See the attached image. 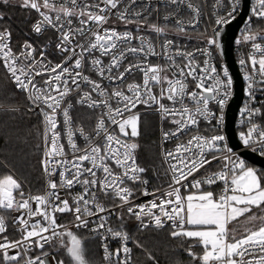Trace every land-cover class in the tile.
I'll list each match as a JSON object with an SVG mask.
<instances>
[{"label": "snow or ice", "instance_id": "snow-or-ice-1", "mask_svg": "<svg viewBox=\"0 0 264 264\" xmlns=\"http://www.w3.org/2000/svg\"><path fill=\"white\" fill-rule=\"evenodd\" d=\"M12 2L0 0V5ZM169 2L175 4L177 0ZM19 3L24 9L35 10L42 18L32 27L35 33L39 34L46 28L56 30L59 35L56 49L67 55L63 62L53 64L43 51L38 57L37 49L28 41L20 46L18 52L14 51L11 31L7 28L0 30V66L16 88L26 94L33 105L29 111L39 109L42 116L44 152L41 166L48 177L43 193L27 195L14 175L0 177V210L21 213L13 218L21 233L20 239L16 240H9L4 235L8 231V223L0 214V264H50L47 251L29 255L33 248L44 250L46 245L63 249L67 264H89L84 238L59 224L58 213H71L74 217L72 226L76 229H88L105 241L109 236L119 241L120 246L115 250L109 249L107 243L102 245L105 264H133L132 248L128 246L130 236L123 226L121 230L107 226L108 216L101 213H109L110 210L101 203V196L118 199L120 203L116 207L126 208L141 229L159 230L168 226L172 238L191 241L185 251L192 264H264V173L247 166L243 160L226 155L220 170H206L199 177L195 175L220 159L215 153L231 151L226 146L220 147V142L225 139L223 135L198 133L201 119L210 123L215 116L209 108L210 101L221 109L227 102L233 83L228 69L225 67L221 75L210 60L198 65L193 52L177 50L175 55H169L168 50L174 43L171 40H166L162 48L176 78L165 75L168 68L163 65L149 63V56L161 55L150 41L143 36H134L130 30L118 32L115 28L104 27L110 14L116 10L115 15L125 26L137 23L139 32L143 24L131 17H141L147 9L130 11L137 0H127L126 4L125 0H65L59 4L56 0H19ZM187 7L192 8V5ZM235 10L233 7L232 11ZM251 12L249 20L252 17L264 20V0H255ZM228 15L231 17L232 12ZM73 18L78 20L79 27H73ZM0 19H3L2 15ZM226 22L224 18L217 20V24ZM149 28L158 35L165 32L157 24L149 25ZM246 33L240 42L251 41L252 51L248 60L242 58L239 63L250 67L260 77L254 80L248 72L244 76L249 81V100L255 102L256 91H264V87H256L264 85V45L256 42L258 36L264 39V35L253 33L250 26ZM77 37L87 43H81ZM134 39L140 40L139 46H131ZM207 43L215 45L217 42L215 38H209ZM97 52L99 56L95 55ZM205 54L211 56L206 50ZM129 55H143V60L125 65ZM176 56L185 63L177 64ZM89 57L99 76L103 78L107 73V79L113 84L117 81L122 84L126 74L133 70L142 73V83H129L126 91L119 85L109 90L102 82L84 74ZM103 57H108L109 63L105 64ZM37 77L41 79L38 81ZM189 78L195 82L192 91L188 90ZM156 86H159V92L153 91ZM73 92L79 97L77 103L101 110L93 134H86L83 128L77 130L84 138V148L74 139L73 103L70 99ZM186 99L192 102V107L185 103ZM113 100L116 101L115 106ZM165 100L170 104L164 103ZM141 104L146 107L155 105L162 120L171 117L170 123L175 128L163 131L165 141L197 130V134L191 135L186 142H179L173 151L164 153L171 172L169 190L155 196L144 189L143 195L154 196L148 204H134L131 200L133 189L127 186L129 181L147 184L142 178L146 169L136 159L139 145L133 139L140 135V114L133 110ZM260 111V108L245 105L242 115L246 114L251 124L252 118ZM61 116L63 130H60ZM63 137L71 148V158L61 142ZM240 139L246 146L254 143L264 145V130L251 124L247 133H240ZM261 153L264 154V148ZM57 176L58 180L55 179ZM218 183L222 188L218 192L212 190V186ZM76 185L82 186V191L72 196V203L61 197V190L70 192ZM91 217H97L98 222L90 221ZM241 218H244L242 224ZM90 223H95V227L89 229ZM249 224L252 227H248ZM135 244L144 248L138 241ZM196 247L201 248V253L193 251ZM148 256L155 260L151 253ZM55 264H66V261L59 259Z\"/></svg>", "mask_w": 264, "mask_h": 264}, {"label": "built area", "instance_id": "built-area-1", "mask_svg": "<svg viewBox=\"0 0 264 264\" xmlns=\"http://www.w3.org/2000/svg\"><path fill=\"white\" fill-rule=\"evenodd\" d=\"M56 2L58 4L64 3L65 0H56ZM89 2H92V0H89ZM126 3L127 0H125V4ZM188 4H191L192 8L187 7ZM254 6H255V0H250L249 14L246 17L240 29L238 30L234 41V56L238 68L241 72L244 83V96H243L242 105L238 111V116L236 120V131L238 138L243 145V150L253 151L264 157V154L261 153V149L264 148V145L260 143H254L246 146L243 143V141L240 139V133L241 132L247 133L249 127H251V124L257 125L260 130H264V127L261 122V111L259 114L255 115L252 118L251 124L246 119V114L242 115V110L244 109L245 105H249L250 107L253 108H260L261 110L264 104V91H259V90L256 91L255 93L256 95L255 102H250L248 96L249 81L244 79L245 73L246 72L251 73L253 75L254 80H259L260 77L258 74L253 73L250 67L246 68L240 65L239 63L240 59L242 58L248 60L249 53L252 51L251 41L240 42L243 40V36L248 34L246 33V29H248L250 26L253 33H259L261 35H264V29H262V24L264 23V20H260L255 17H252V19L249 20V18L252 16L251 9ZM233 7H235L236 9L235 11H232ZM144 9H147V11H143ZM242 9H243V0H236L235 3L234 0H183V2L177 0V3L175 4L170 3L169 0H137V3L133 6V9H130V11H143L141 17H135V16L131 17L133 20H139L143 24V27H141L139 32H137V23L127 24L125 26V24L122 23L115 15L116 10H113V13L110 14L109 16L108 23L104 25L105 28H115L118 32H124L130 30L133 32L134 36H143L145 37L146 41H150L155 51L157 53H160L161 55L149 56L148 62L153 65L160 64L163 65L165 68H168V71L165 73V75L169 76L170 78L174 79L176 77L172 75L173 70L170 67V62L167 60V56L164 55L165 50L162 48V45L166 40H171L174 42L172 48L168 50L169 55H175V52L177 50L193 52L195 55V61L198 65H202L205 60H210L211 64L217 68L218 72L221 75H222V70L225 67L228 69L229 75L232 78L233 83L230 89V95L227 98V102L223 107V109H221L217 103H215L214 101H210L209 108L215 114V116L210 123L206 120L201 119L198 128V133L204 136L223 135L225 139L224 141L220 142V147L223 149L226 146V148L230 149L231 151L230 152L222 151L215 153L217 156L220 157V159L214 160L210 165H207L205 169H201L200 172L195 174L197 177L204 174L206 170L207 171L220 170L223 164V157L226 155H232L234 159L243 160L239 156L240 151L232 150L225 133L226 112L234 95V80L226 62L223 60L222 56L219 53L218 41H217V36L220 33V31L225 26L234 22L240 16ZM31 11H33L35 14V20L33 23L34 25L39 19L42 18L39 17L38 13H36L35 10H31ZM229 12H232L231 17H229L228 15ZM220 18H224L227 22L217 24V20ZM152 24H157L160 27H163L165 29V32L159 35L156 34L155 32H152L149 28V25ZM73 27H79V22L75 18H73ZM180 29H183V31H181ZM209 38H215L217 43L215 45H209L207 43ZM77 39H79L81 43H87V41L84 40L83 38L77 37ZM25 41L30 42L33 45V47L37 49L36 55L38 57H39V53L43 51L47 59L51 61L53 64L63 62L65 56L67 55L65 53H61L56 49V44L59 42V35L54 29L46 28L44 31L38 34L35 33L31 28L29 38L26 39ZM25 41L21 43H15L12 38L11 43L14 51L18 52L20 50V46ZM256 42L264 45V39H261L260 36L257 37ZM139 45H140L139 39H134L133 41H131V46H139ZM205 50L207 52H210L211 56L206 55ZM95 55L99 56V52L95 53ZM257 58H259V54H257ZM102 59L104 60L105 64L109 63L108 57H103ZM175 59L177 64L183 65L185 63V61L179 56H176ZM142 60H143V55H140L139 57L135 55H129L128 60L125 61L124 63L125 65H127V63L129 62L137 63V62H141ZM90 61H91V57H89L88 64L84 70V74L89 75L90 78L94 80L102 82L103 85L108 86L109 90L119 85L120 87L124 88V90L126 91L127 84L142 83V73L137 70H133L131 74H126L125 81L122 84L119 81L113 84L107 79V75H108L107 73H105V77L101 78L99 76V73H97L92 68ZM120 70L122 71L123 68H121ZM40 79L41 78L37 77L38 81ZM187 83H188L189 91L195 89V82L192 81L190 78L187 81ZM209 83H211V81H209ZM13 85L15 86L14 83ZM256 87L260 88V87H264V85H256ZM82 88H84V90H87V87L84 85H82ZM153 91L159 92V86L154 87ZM19 92L23 93L26 98V94L24 92L21 91ZM93 95L95 96L96 94L94 93ZM70 99L72 100L73 103L71 116L73 121L72 127L75 133L74 139L81 148H84L85 147L84 138L80 136L79 131L77 130L83 128L86 134H93V130L95 128L97 118L101 114V110L90 109L87 106L77 103L76 101L79 99V97L76 94V92H73V95ZM26 101H27V111L37 115L42 123V116L39 112V109H36L35 111H29V108H32L33 105L27 98ZM115 103L116 101L113 100L112 101L113 106H115ZM164 103L170 104V102H168L167 100H165ZM185 103L188 104L189 107H192L191 101L186 99ZM133 111L139 113L140 116L152 115L157 118L159 123L158 146H159L161 162L166 174L167 182L164 185H161L160 187L154 188L150 186L149 181L147 180V178H145L144 174H142V178L147 181L146 185L139 183H132L130 181L127 183V186L131 187L134 192V195L131 197L132 202L134 204H148L149 201L154 199V196L143 195L142 192L144 189H147L149 193H154L155 196H160L163 192L169 190V184L171 183V172L169 171V164L165 161L164 153L166 151H173L177 143L186 142L191 135L197 134V130H191L189 132H186L185 134H182L177 138H172L169 139L168 141H165L162 135L163 131H170L175 128V125L170 123L171 117H169L167 120H162L160 114L156 111L155 105H153L152 107H146L145 105L141 104L138 105L137 108L134 109ZM59 119L61 120L60 130H63L62 116L59 117ZM42 129L44 132L43 123H42ZM253 138L254 139L256 138V134H254ZM61 142L65 144V151L69 154V158H71V148L67 146L66 137H63ZM43 149H44V142H43ZM47 179L48 177L44 174L43 187L39 193L44 192L47 186ZM55 179L58 180V176L55 177ZM189 179H192V177H190ZM221 188H222V184L220 183L212 186V190L217 192ZM23 190L26 195L28 193L34 194L24 185H23ZM81 191H82V186L76 185L73 189L70 190V192L68 190H61L60 194L62 198L69 199V202L72 203V196H74L77 193H80ZM181 191L182 193L185 192L184 189H182ZM191 191H195V189H191ZM101 203H103L104 206L110 210L109 213H101V215L108 216L107 226L111 227L114 230H121V226L118 225V221L125 220V218H127L129 220L131 219V221L133 222V224L137 229L145 230L140 228L139 222L135 219L134 216H131L127 213L126 208L116 207V205H119L120 203L118 199L101 196ZM33 207H35V205H33ZM0 214L5 216V219L8 223V231L4 235H7L9 240L20 239L21 237V233L19 230L20 226L18 224L13 223V218L19 216L21 213L0 210ZM57 217H58L57 222L59 224L71 228V230L77 233V235H79L80 237L84 235V237L82 238H84L85 240V246L87 242L96 244L102 259V264H105V261L103 259L104 252L102 245L104 243H107L109 249L111 250H115L120 246L119 241L117 239H113L111 236H109L108 239L105 241L101 238L100 235L94 234L90 232L88 229L74 228L72 226L74 217L71 213H58ZM36 219H39V217H37ZM89 220L98 222L97 217H91L89 218ZM92 227H95V223L89 224V229ZM165 228H169V227L166 226ZM148 229H155V228H148ZM105 235H107V233H105ZM128 246L132 248V262L133 264H135L131 236ZM41 251L49 252L50 254L48 258L49 262L50 264H55L56 260L61 259L59 254L60 252L63 251V249H59L57 247H49L46 245L44 250H41L39 248H33V250L29 253V255L32 256L39 255L41 254ZM53 257H55V259H52Z\"/></svg>", "mask_w": 264, "mask_h": 264}, {"label": "trees", "instance_id": "trees-1", "mask_svg": "<svg viewBox=\"0 0 264 264\" xmlns=\"http://www.w3.org/2000/svg\"><path fill=\"white\" fill-rule=\"evenodd\" d=\"M0 15L3 16L0 19V30H10L15 43L29 38L35 20L33 11L22 8L19 0H13L9 5H0ZM261 122L264 127V104ZM42 137L41 120L27 111L24 94L16 89L7 72L0 66V177L12 174L31 192L39 193L44 183L41 166L44 151ZM137 143L140 154L137 160L146 169L143 174L150 186L156 188L164 185L167 178L161 162L157 134L142 136ZM257 171L264 173V169L257 168ZM118 225L123 226V230L131 236L135 264H192L185 251L191 241L172 238L169 235L170 228L140 230L127 218L118 221ZM135 241L143 244L144 248L136 247ZM193 251L201 253V248L196 247ZM148 253L155 260L149 259ZM59 255L67 264L68 258L64 252ZM86 256L89 264H102L95 243H86Z\"/></svg>", "mask_w": 264, "mask_h": 264}, {"label": "water", "instance_id": "water-1", "mask_svg": "<svg viewBox=\"0 0 264 264\" xmlns=\"http://www.w3.org/2000/svg\"><path fill=\"white\" fill-rule=\"evenodd\" d=\"M249 9L250 0H243V9L240 16L231 24L225 26L217 36L219 53L226 62L234 80V95L226 112L225 133L230 147L232 150L240 151L239 156L244 162L264 169V157L253 151L243 150V145L236 131L238 111L244 96V83L234 56V41L238 30L249 14Z\"/></svg>", "mask_w": 264, "mask_h": 264}, {"label": "rangeland", "instance_id": "rangeland-1", "mask_svg": "<svg viewBox=\"0 0 264 264\" xmlns=\"http://www.w3.org/2000/svg\"><path fill=\"white\" fill-rule=\"evenodd\" d=\"M140 135L138 137L133 138L135 140V142L137 143L139 141V138H141L142 136L145 135H152V134H159V123L156 117L152 116V115H142L140 116ZM139 152L138 149L136 150V156L139 159ZM245 164L249 167H253L257 170V168L251 164H248L245 162ZM244 218H241V224L243 222ZM232 226H236V225H230V227ZM248 227H252L251 224L247 225ZM239 227V226H238ZM242 231V227L240 228V231H238V235L240 234V232Z\"/></svg>", "mask_w": 264, "mask_h": 264}]
</instances>
